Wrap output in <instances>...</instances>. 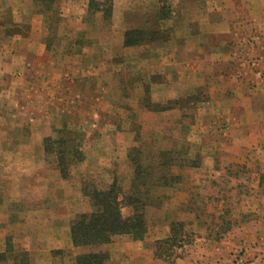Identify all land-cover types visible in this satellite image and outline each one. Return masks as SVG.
Wrapping results in <instances>:
<instances>
[{
  "label": "rangeland",
  "instance_id": "1",
  "mask_svg": "<svg viewBox=\"0 0 264 264\" xmlns=\"http://www.w3.org/2000/svg\"><path fill=\"white\" fill-rule=\"evenodd\" d=\"M32 1V5L25 6L26 13L22 16L29 26L27 40L22 42L30 47L43 40L48 54L40 57L41 61L32 53L28 58V70H21L16 64L13 67L6 65L11 57V47L17 48L19 44L2 38L5 35L3 28L0 29V200L10 202L12 222L22 220L27 224V228L8 229L7 235L0 228V253H6L8 258L0 260V264H23V261L24 264H74L78 254L93 250H104L111 258L118 251L115 244L120 235L97 248L73 246L71 222L77 214L90 209L83 188L86 185L89 188L106 186L116 179L128 191L135 169L130 155L134 158L142 151V163L149 164L157 162L160 150L164 149L175 154L168 155L173 165L163 170L170 172L177 181L151 187L153 199L146 211L147 226L149 218H156L154 210L168 198L167 192L177 195L189 188L194 194L190 197L191 207L204 209L203 217L208 225L204 236L210 244L199 247L209 248L211 252L219 245L226 248L228 251L225 252L230 255L223 264H263L264 147L257 154L261 161L250 164L248 152L236 150L231 156L215 146L219 141L224 144L228 141L227 123L222 117L215 123V132L196 131L197 114L221 103H213L211 97V88L216 87L212 84L211 74L213 54H203V63L183 66L179 58L195 61V54L174 53L173 44L171 48L165 45L174 37L165 44L155 41L128 48L123 46L124 33L130 28L149 29L162 24L170 34L175 32V27L181 25L175 20L180 16L175 1L168 0L171 3L169 10L166 5V15L174 18L172 23H162L158 18L163 16L162 13L156 14L149 4L140 6L138 11L133 9L125 13V19L119 21L113 20V12L111 21H103L102 12H96L90 18L86 13L82 22L69 20V17L57 22L47 18L40 20L41 5ZM258 1L263 11L264 0ZM37 25L42 26L44 34L47 33L43 38L30 37L31 30ZM254 35L246 39V44L254 46L250 57L237 56L248 62L246 68L236 59L233 60L235 65L228 63L230 55L235 57L231 50L243 40L239 42L231 36L222 38L230 46L224 48V54V50L221 52L225 57L224 72L244 75L251 79L250 82L256 75L264 77V34L257 31ZM207 41L211 39L207 38ZM91 46L96 47L95 51L90 49ZM98 46L103 49L96 52ZM172 56L174 63L171 64ZM27 77L28 82L25 81ZM147 89V95L154 103L167 104L170 100L183 98L184 106L165 111L148 110L141 105ZM63 127L75 132L73 144L80 141L83 154L82 160L70 166L68 178L62 177L55 154L47 151L45 146V138H58V130ZM202 139L206 144L210 142L209 148L204 147ZM224 153L228 163L225 170L222 169L226 175L224 179L219 180V175H213L212 182V177L205 172L207 176L200 184L193 183L187 188L181 184L186 178L184 168L199 167L210 158L219 161ZM211 167L215 171L220 168ZM161 170L157 167L155 175H160ZM187 172L195 178V171ZM259 209L263 212L259 213ZM35 210L44 213L39 211L34 215ZM130 213L132 208L124 209L125 215ZM35 222L39 228L29 227L28 224ZM56 222L60 223L55 228ZM173 222L184 225L181 221ZM44 225L45 232L42 233L39 229ZM245 231L257 238L251 246L244 244ZM199 234L184 228L185 242L172 246L171 257H166L164 251L156 255L157 241L162 239L155 240L152 244L155 257L163 263L172 261L188 251L190 245L196 247L193 241ZM51 235L58 236L61 242L70 238V245L63 248L44 246L40 247L41 251H30L21 245L37 238L46 240ZM171 235L172 231L168 237ZM234 242L240 243V247H235Z\"/></svg>",
  "mask_w": 264,
  "mask_h": 264
},
{
  "label": "crops",
  "instance_id": "2",
  "mask_svg": "<svg viewBox=\"0 0 264 264\" xmlns=\"http://www.w3.org/2000/svg\"><path fill=\"white\" fill-rule=\"evenodd\" d=\"M37 2V0H35ZM175 5L178 6L180 16H176L175 20H179L181 22L180 27H175V32L169 33V38L174 37L167 41H159L161 43H166L165 45H169L168 48H171V44H173V51L176 53L185 52L187 55L191 56L195 54V61H190L188 59L179 58V63L181 65L186 64L197 65L202 61L204 62L203 54L211 53L213 54L211 68H212V84H215L216 87L211 88V97L213 103H219V106H215L213 104L212 107H208L206 112L199 113V118L197 115V121L195 122L196 131L202 133L204 130L209 132H215V123L219 120V118H223V120L227 123L226 131L228 141L226 144L222 142H212L216 143L219 150L227 151L232 155L236 150H239L240 153L243 151L248 152L250 158V164L261 159L257 156L259 150L264 147V77L260 75H256V78L251 81L250 78H245L243 73V77L240 75H234L229 72H224L223 70V59L225 57L222 55V51L224 48L230 47L226 41L222 39L225 36H231L236 38L237 41L243 40L237 47H234L231 52L235 53V57L229 56V62L233 63V60L236 59L240 61V64L247 67L246 60L238 59L237 56L240 54L244 58L245 56H249L253 52V47L246 44L247 37L251 38L254 35V32H263L264 34V9L263 11L260 9V2L258 0H174ZM32 0H0V21H14V23L23 24L27 27L22 29L23 33H15L11 35H6L5 26H0V29L4 32V36L2 38H6L9 42L15 43L18 42L19 47L12 46V50L10 52L11 57H9L6 65L13 67L16 64L21 70H28V58L29 55L34 53L38 61L40 57H44L48 54V49L43 42H39L38 44H32L30 47L26 45L27 43L22 42V40H27L28 34V24L25 18L22 16L26 13L25 6L32 5ZM38 3V2H37ZM61 8V17H69V20L75 21H83L85 14H88L89 10V0H59ZM169 1L166 0V5L169 10ZM39 4V3H38ZM151 5L155 9V13H161V5L164 2L160 0H113V20H121L125 19L124 14L135 10H140V6L142 5ZM171 4V3H170ZM40 5V4H39ZM171 8V7H170ZM259 8V9H258ZM122 10V12H121ZM168 10L166 11L168 13ZM32 12V10H31ZM172 12V11H171ZM261 12V13H260ZM38 14L37 12H35ZM121 14V17H120ZM53 13L51 11H42L39 9V17L40 20L42 18H47L48 20L53 21ZM162 17V16H161ZM158 17L162 23H172L174 18L170 16H166L164 18ZM37 19V18H36ZM38 20V19H37ZM42 22V21H41ZM176 22V21H175ZM42 24V23H41ZM161 27L166 30L167 28L161 24ZM255 28V29H254ZM168 31V30H167ZM47 34V33H46ZM46 34H44V30L42 26H35L31 30L30 37L43 38ZM253 37V38H254ZM207 38H210L211 41L208 42ZM193 41L196 43L193 44ZM22 42V43H21ZM155 42V41H154ZM245 43V46L243 44ZM247 46H249L247 48ZM240 47L242 48L240 50ZM128 48V47H126ZM92 51H95L96 47H90ZM101 46L97 47L96 52L102 50ZM240 50V51H238ZM226 50L223 51V54ZM244 55V56H243ZM176 56V55H175ZM173 58V60H172ZM171 58V64L174 63V57ZM235 60V61H236ZM176 61V59H175ZM236 61V64H237ZM246 62V64H245ZM14 65V66H16ZM233 65H235L233 63ZM89 65L88 67H90ZM87 67V66H85ZM236 66H234L235 68ZM215 71V72H214ZM228 74V75H227ZM250 79V80H249ZM28 80L25 78V81ZM201 83V82H200ZM228 104V106H225ZM1 112V111H0ZM3 116L4 113L2 112ZM202 142L203 139H202ZM222 145L220 146V144ZM210 142L205 143L204 147L209 148ZM213 148V147H210ZM221 159L219 161H215L212 158L203 161L199 167H194L192 169L184 168V174L186 178L181 180V184L187 188V186L192 185L193 183L200 184L201 181H204L206 173H209V177H212V182L215 179V176L219 175L220 179H224L226 176L224 174L226 162V154L221 155ZM259 158V159H258ZM216 165L219 170L215 171L211 166ZM222 169H224L222 171ZM188 170H193L196 172L195 178L191 175V173L187 172ZM215 175V176H213ZM261 176V175H260ZM189 191V188L186 192H181L177 195L173 193L168 194V198L161 205V207H157L154 212L153 219L149 218L148 231L144 240H134L130 236L120 235L118 237L115 246L118 248V251L115 252L111 258H109L105 264H223L229 259V255L225 251H228L226 248H222L221 245L216 247V252L214 253L211 250L206 248H201L199 245L210 244V240L204 236L207 233L208 225L206 220L203 217V213L205 212L200 206H196L193 208V204H190V197L194 194ZM198 194L197 192H194ZM203 195V194H198ZM190 205V206H189ZM43 214V210H35L33 213L37 215V213ZM259 213L263 212L262 209L257 210ZM11 211H10V202L6 200H0V228L5 230L3 232L6 233L8 229L11 228H27V224L24 221H11ZM54 221H57V218H53ZM52 220V219H51ZM53 221V220H52ZM53 221V223H54ZM173 221H181L184 223V228L190 231H194L198 234L195 241H193L194 246L190 245L194 249H191L189 252L186 251L183 255L176 257L172 261L168 262H160L158 258L155 257L154 248L152 246L155 240L167 238L171 233V223ZM47 222H50L48 220ZM31 223L28 224L29 227H38V224ZM57 223V222H56ZM54 227L56 228L57 224ZM261 226V222L258 223ZM35 225V226H34ZM48 230L52 229L50 227H46ZM0 229V233L2 230ZM45 225L41 226V232H45ZM261 229V228H260ZM264 230V228H263ZM247 238L244 241L245 246H251V243H255L257 238H254L249 234V231H245ZM202 234V235H201ZM249 240V242H247ZM240 243L234 242L235 247ZM27 250L30 251H41L40 247H48L52 246L56 248H63L66 245H70V238H67L65 241L61 242L58 236L48 237L46 240L43 238H37L35 240H29L25 244L21 243ZM147 245V247H145ZM241 245V244H240ZM240 245L238 247H240ZM209 246V245H208ZM196 250V251H194ZM233 250V249H232ZM230 250V251H232ZM252 253H250L251 255ZM209 256L214 257L212 259ZM223 257V258H222ZM39 261V259H38ZM264 264V263H263Z\"/></svg>",
  "mask_w": 264,
  "mask_h": 264
},
{
  "label": "trees",
  "instance_id": "3",
  "mask_svg": "<svg viewBox=\"0 0 264 264\" xmlns=\"http://www.w3.org/2000/svg\"><path fill=\"white\" fill-rule=\"evenodd\" d=\"M89 18L102 12L103 21H111L113 12V0H89ZM161 6L162 17H166V0ZM41 5L42 11H51L53 13V22L62 19L61 6L59 0H37ZM5 26L6 35L15 33H23L22 29L27 27L23 24L14 23V21L2 22L0 26ZM149 29L130 28L124 33L123 46L132 47L143 44H149L154 41H166L169 38V33L164 30L161 25ZM147 87V86H145ZM148 89L141 99V105L151 111H165L182 107L183 98L170 100L167 104L154 103L147 95ZM187 104V102H185ZM184 106V105H183ZM59 136L45 138V146L47 151L53 152L57 158V167L62 173L63 178L69 177V168L77 160L83 159L81 152V142L73 144L76 136L75 132L67 127L58 130ZM174 155L171 150H160L158 161L149 164H143L142 151L133 158L130 155L131 163L135 166L134 176L131 186L128 191L114 179L112 183L106 186L97 187L86 185L83 188L84 195L89 198L90 209L79 213L71 222V238L74 247H101L109 244L117 235H131L134 239H144L147 233V207L151 205L153 196L151 195V187L153 185L164 186L170 185L177 181V178L169 172H165L167 168L173 165V160L169 161L168 155ZM173 157V156H172ZM173 159V158H172ZM181 164V163H180ZM194 164V163H193ZM157 167H161L160 175H155ZM164 169V170H163ZM167 176V178L165 177ZM132 208V213L124 214V209ZM172 235L166 239L157 241L156 255L164 251L166 257H171L169 254L172 246L183 245L185 242L184 225L179 222H172ZM164 244V245H163ZM25 254L23 253V256ZM109 258V254L104 250H96L80 253L75 258L74 264H104ZM6 253H0V260H7ZM24 264V261H23Z\"/></svg>",
  "mask_w": 264,
  "mask_h": 264
}]
</instances>
